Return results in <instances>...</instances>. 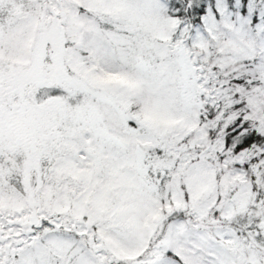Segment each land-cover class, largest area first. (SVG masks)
<instances>
[{
    "label": "snow or ice",
    "instance_id": "snow-or-ice-1",
    "mask_svg": "<svg viewBox=\"0 0 264 264\" xmlns=\"http://www.w3.org/2000/svg\"><path fill=\"white\" fill-rule=\"evenodd\" d=\"M0 264H264V0H0Z\"/></svg>",
    "mask_w": 264,
    "mask_h": 264
}]
</instances>
